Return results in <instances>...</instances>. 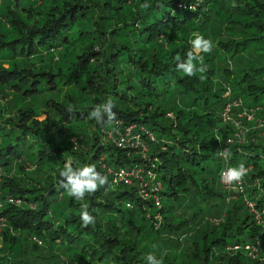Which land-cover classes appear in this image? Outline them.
I'll list each match as a JSON object with an SVG mask.
<instances>
[{
    "label": "trees",
    "instance_id": "trees-1",
    "mask_svg": "<svg viewBox=\"0 0 264 264\" xmlns=\"http://www.w3.org/2000/svg\"><path fill=\"white\" fill-rule=\"evenodd\" d=\"M195 33L213 49L189 77L176 64ZM235 98L234 115H263L264 0H0V264H148L149 253L162 264H264L262 130L227 144L228 163L217 155L232 132L220 114ZM108 99L115 120L89 119ZM131 125L143 158L115 144ZM69 158L108 184L70 196L59 176ZM240 164L244 193L220 178ZM121 166L153 171L161 188L141 198L136 184L113 185ZM246 198L263 210L258 221ZM82 204L96 218L87 227ZM135 211L146 221L132 229ZM255 241L251 258L243 246Z\"/></svg>",
    "mask_w": 264,
    "mask_h": 264
},
{
    "label": "clouds",
    "instance_id": "clouds-1",
    "mask_svg": "<svg viewBox=\"0 0 264 264\" xmlns=\"http://www.w3.org/2000/svg\"><path fill=\"white\" fill-rule=\"evenodd\" d=\"M149 6L147 3L141 5L143 8H148ZM189 43L191 44V50L188 51L187 58L182 60L177 57L176 68L191 77L197 72L204 73L206 71V66L200 53H210L213 49V43L210 39L198 33L194 34V38ZM198 57L200 67H197L195 63ZM200 79H204V76L201 75ZM114 106L113 101L108 99L104 104L96 105L88 113V118L94 119L98 124L112 122L116 118V114L113 112ZM69 111H73L71 106L69 107ZM217 155L227 159L231 157L232 153L229 149L224 148L218 150ZM246 174L247 169L243 164H240L237 167H230L222 172L221 180L229 185L233 182L240 183ZM59 176L61 178L60 186L67 189L69 195L77 200H83L86 194H93L100 187L108 184V176L98 172L94 164H85L74 168L71 158L64 164V168L59 172ZM95 219V216L88 211V205L82 204L80 213L82 225L87 227L90 224H94ZM146 260L148 264H162V261L158 260L151 253L147 255Z\"/></svg>",
    "mask_w": 264,
    "mask_h": 264
},
{
    "label": "built area",
    "instance_id": "built-area-1",
    "mask_svg": "<svg viewBox=\"0 0 264 264\" xmlns=\"http://www.w3.org/2000/svg\"><path fill=\"white\" fill-rule=\"evenodd\" d=\"M228 92V91H227ZM240 98H235L232 101L226 103L221 111V122L224 124H229L232 127V132L229 136L224 138H217L219 149L222 150L226 148L227 144L237 143L242 144L246 141V131L250 127L247 126L243 121H255L256 128H262L264 130V115L262 117H256L254 113H249L246 110H242L241 112L234 115L232 113L233 107L239 106L241 104ZM169 116H171L170 113H168ZM134 126V125H131ZM151 136V135H149ZM115 144L118 147L121 148H136L139 149V152H145L147 150V145L145 142H143L140 138L139 134H136L132 128H128V132H124L122 136H120L116 141ZM142 156V155H141ZM143 158V156H142ZM224 162L228 163V158H223ZM228 166H225L221 173L226 171ZM220 173V178H221ZM155 173L151 170H144L142 167H124L121 166L112 173V184L116 185L118 183H123L125 185H137V195L141 198H146L148 194L152 191H157L161 188V184L159 182L154 183ZM223 186L227 190H233L238 193H244V183H245V177H243V180L240 183L233 182L231 185L224 183L221 180ZM244 195V194H243ZM7 201L10 203L18 204L19 200L13 199L11 197L7 198ZM153 203L155 208H159L162 205V202L160 198H158L155 194L153 195ZM245 206L248 209L249 213H252L256 220L258 221L260 211L263 212V210H258L256 208L255 201L252 199H245L244 201ZM127 207H131V202L126 203ZM3 207V203L0 201V211ZM152 219L156 226L160 225L161 223V215L156 212L152 216ZM0 226H5V222L2 218H0ZM2 221V222H1ZM243 251L245 254L251 258H255L258 251H259V242L255 241L254 243H248L243 246Z\"/></svg>",
    "mask_w": 264,
    "mask_h": 264
},
{
    "label": "rangeland",
    "instance_id": "rangeland-1",
    "mask_svg": "<svg viewBox=\"0 0 264 264\" xmlns=\"http://www.w3.org/2000/svg\"><path fill=\"white\" fill-rule=\"evenodd\" d=\"M29 1H33L34 3H38L39 2V0H29ZM5 66H7L6 64H4ZM227 91H229V90H227ZM241 112V111H240ZM233 144V143H232ZM1 146H3V145H0V148H1ZM127 149V151H130V150H133L134 152H137V150L138 149H136V148H134V149H132V148H126ZM222 165H224V164H222ZM31 169V168H30ZM4 173V172H3ZM246 178V177H245ZM247 184H249V183H246V187H247ZM246 187H245V189H246ZM20 202H18V204H19ZM127 203V202H126ZM142 214L139 212V211H135L134 212V215H133V217H134V220L130 223V224H132L130 227H132V229H133V227H135V226H137L138 227V224L140 223V222H145L146 220L145 219H143L142 218V216H141ZM0 218H2L3 219V221L5 222V226H0V235L2 236L3 235V232L5 231V229H7L8 228V219L4 216V215H2V214H0ZM1 220V219H0ZM2 222V221H1ZM142 229H144V228H142ZM144 233V231L142 230V234ZM4 260L1 258V255H0V263H2Z\"/></svg>",
    "mask_w": 264,
    "mask_h": 264
},
{
    "label": "bare ground",
    "instance_id": "bare-ground-1",
    "mask_svg": "<svg viewBox=\"0 0 264 264\" xmlns=\"http://www.w3.org/2000/svg\"><path fill=\"white\" fill-rule=\"evenodd\" d=\"M241 104H242V102H241ZM240 104V105H241ZM257 109L258 108H256V109H252V110H248V109H243V110H246V111H248L249 113H254V115L256 116V117H262L263 115H264V112H263V115H257ZM250 123H252V126L249 128V129H247V131H246V133H247V135H246V138H247V140L248 139H250V132L252 131V130H255V129H261L262 131H261V135L264 137V130L262 129V128H259V127H257L256 128V124H255V121H250ZM132 128V129H134V126H128L127 128H125V133L126 132H128V128ZM248 135H249V138H248ZM246 140V141H247ZM145 152H146V150H145ZM145 152H141L142 153V156H144V153ZM227 166V165H226ZM229 167V166H228ZM248 169H249V167H248ZM222 170V169H221ZM154 183H156L157 181H155V178H154V181H153ZM260 182H261V178H256L255 179V185L257 186V187H260ZM247 209H249V207L247 208Z\"/></svg>",
    "mask_w": 264,
    "mask_h": 264
}]
</instances>
